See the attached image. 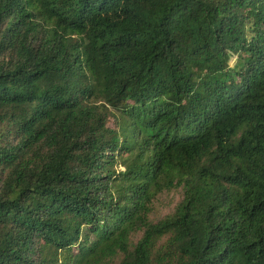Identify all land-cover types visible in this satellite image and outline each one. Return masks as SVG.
<instances>
[{"label":"trees","instance_id":"16d2710c","mask_svg":"<svg viewBox=\"0 0 264 264\" xmlns=\"http://www.w3.org/2000/svg\"><path fill=\"white\" fill-rule=\"evenodd\" d=\"M116 257L264 264V0H0V264Z\"/></svg>","mask_w":264,"mask_h":264},{"label":"rangeland","instance_id":"374dc122","mask_svg":"<svg viewBox=\"0 0 264 264\" xmlns=\"http://www.w3.org/2000/svg\"><path fill=\"white\" fill-rule=\"evenodd\" d=\"M181 190L178 188L165 189L156 194L153 203L152 210L149 216L156 220L163 215L171 212L174 206L181 198ZM136 239V238H134ZM118 261V257L114 258L109 264H115Z\"/></svg>","mask_w":264,"mask_h":264}]
</instances>
